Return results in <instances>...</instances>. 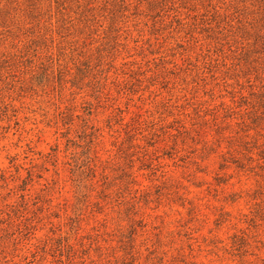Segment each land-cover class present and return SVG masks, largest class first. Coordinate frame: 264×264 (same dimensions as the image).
I'll list each match as a JSON object with an SVG mask.
<instances>
[{"label":"rangeland","instance_id":"374dc122","mask_svg":"<svg viewBox=\"0 0 264 264\" xmlns=\"http://www.w3.org/2000/svg\"><path fill=\"white\" fill-rule=\"evenodd\" d=\"M0 264H264V0H0Z\"/></svg>","mask_w":264,"mask_h":264}]
</instances>
